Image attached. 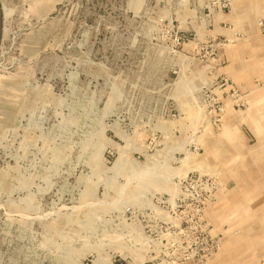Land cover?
Wrapping results in <instances>:
<instances>
[{
    "label": "rangeland",
    "instance_id": "rangeland-1",
    "mask_svg": "<svg viewBox=\"0 0 264 264\" xmlns=\"http://www.w3.org/2000/svg\"><path fill=\"white\" fill-rule=\"evenodd\" d=\"M245 1L259 29L264 0H0V264H229L207 210L264 168Z\"/></svg>",
    "mask_w": 264,
    "mask_h": 264
},
{
    "label": "crops",
    "instance_id": "crops-1",
    "mask_svg": "<svg viewBox=\"0 0 264 264\" xmlns=\"http://www.w3.org/2000/svg\"><path fill=\"white\" fill-rule=\"evenodd\" d=\"M263 7L264 5L260 3L257 6L260 10ZM251 8L252 6L245 1V4L235 12L240 19L239 22L236 19L233 22L237 23L224 22L226 25H232L233 28L236 24L238 30L243 28L247 31L249 40L247 45L243 50H239L238 54H232L230 58L232 75L247 80L264 77V23L259 29L256 27L257 15L256 12H251ZM242 56V60L241 58L236 60L237 57ZM251 93L252 91L249 92V96ZM256 119L258 117L255 115L250 116L248 126L254 128L259 126L260 122L258 123ZM251 132L256 139L255 143L258 141L264 143V135H257L254 130ZM248 155L249 158H255L257 154L254 152L252 156ZM247 175L246 182L236 184L233 188L235 193L230 201L227 200L228 196L216 199L207 210L209 220L215 223L220 221L231 223L229 239L232 257L230 262H226L229 264H264V168L256 169L249 166ZM256 175L263 176L262 182L256 181Z\"/></svg>",
    "mask_w": 264,
    "mask_h": 264
},
{
    "label": "built area",
    "instance_id": "built-area-1",
    "mask_svg": "<svg viewBox=\"0 0 264 264\" xmlns=\"http://www.w3.org/2000/svg\"><path fill=\"white\" fill-rule=\"evenodd\" d=\"M237 92L236 90H233V96L236 95ZM222 110V109H220ZM189 182H187L189 185L192 184V183H198V182H201L202 180H204V178L202 176H194V175H189ZM218 189H219V186H217ZM217 187H214V189H217ZM211 189V188H210ZM212 194V193H211ZM214 199V195L212 194V196L210 197V195L208 197H204V196H201V197H198V209H200L201 211L204 209V207L211 201Z\"/></svg>",
    "mask_w": 264,
    "mask_h": 264
}]
</instances>
